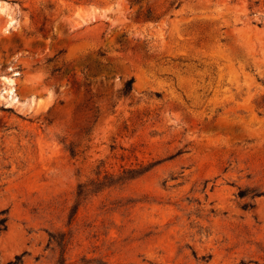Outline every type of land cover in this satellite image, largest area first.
Masks as SVG:
<instances>
[{"label":"rangeland","instance_id":"1","mask_svg":"<svg viewBox=\"0 0 264 264\" xmlns=\"http://www.w3.org/2000/svg\"><path fill=\"white\" fill-rule=\"evenodd\" d=\"M0 264H264V0H0Z\"/></svg>","mask_w":264,"mask_h":264},{"label":"trees","instance_id":"2","mask_svg":"<svg viewBox=\"0 0 264 264\" xmlns=\"http://www.w3.org/2000/svg\"><path fill=\"white\" fill-rule=\"evenodd\" d=\"M131 84H132V79L126 80L120 90L118 91L119 95L121 96H126L130 93L131 91ZM241 196V195H240Z\"/></svg>","mask_w":264,"mask_h":264}]
</instances>
